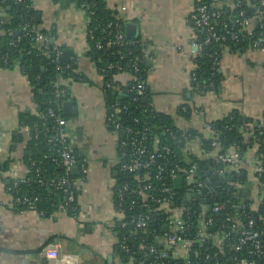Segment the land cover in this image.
Wrapping results in <instances>:
<instances>
[{
	"label": "built area",
	"instance_id": "obj_1",
	"mask_svg": "<svg viewBox=\"0 0 264 264\" xmlns=\"http://www.w3.org/2000/svg\"><path fill=\"white\" fill-rule=\"evenodd\" d=\"M21 1L27 3L29 0ZM247 1L250 0H196L189 16V23L196 31L192 42L195 48L194 70L198 68L196 57L205 46L213 43L224 48L228 47V40H244L248 48L264 53V0H251L255 8L253 16L248 15ZM26 5H33V0L32 4ZM95 6L93 0H83L79 8L87 16V38L95 41L96 49L106 52L116 46L138 45L140 52L135 56L129 51L131 59L126 66L102 57L96 61L104 78L106 99L108 92L114 91L128 101L124 104L119 100L110 101L108 106V122L118 139L115 171L124 174L121 179L117 178L115 185L114 222L119 228L120 252L130 264H223L225 260L239 264L264 258V207L260 224L258 218L248 212L259 209L264 202V190H240L233 181L247 164L252 168L258 188H264V159L256 154L255 148L244 157L237 146L224 148L220 140L223 130L215 128L212 122H205L197 136L187 133L190 129L183 130L182 134L178 132L180 129L168 128L165 131L171 140L185 145L183 156L194 154L196 157L189 166L182 167L183 157L179 152L163 144L158 134L134 115L130 107V104H137L145 98L148 86L141 64L152 59L156 47L147 38L135 40L128 37L126 4L112 9L117 12L115 19L99 20L97 26L90 27V16L94 14ZM2 23L0 21V28ZM95 29H101L104 37L96 39ZM8 35L15 36L10 42L14 46L22 37L36 42L41 54L55 65L57 71L66 74L56 82V97L69 94L68 81L73 64L63 62L61 52L51 49L48 35L28 22L21 25L19 31L8 30ZM118 54H122L121 50ZM2 60L9 62L8 56H3ZM217 62L216 71L220 72L221 66ZM194 70L191 74L193 79L196 77ZM209 86L215 88V83L210 82ZM149 106L151 110H157L152 99ZM189 108L191 113L192 110L197 111L192 105L189 107L183 103L179 107L181 116L188 114ZM49 114L55 119V137L60 142L54 162L63 172L44 180L39 163L31 159L29 169L36 173V177L26 176L14 182V186L26 182L48 184L53 193L65 196L58 210L76 215L80 211L76 191L89 172L90 161L88 157L78 160L73 153L68 119L60 109L50 108ZM75 165L79 167V175L71 172ZM178 177L183 178L181 190L175 186ZM252 191L257 194L254 199L247 197ZM239 195H242L241 199H233ZM38 201L36 194L14 199V203L22 206L20 213L37 211ZM230 207L239 211L231 212ZM37 212L44 215L42 210ZM43 254L57 264H74L72 255L60 253L54 244L46 246Z\"/></svg>",
	"mask_w": 264,
	"mask_h": 264
},
{
	"label": "crops",
	"instance_id": "obj_2",
	"mask_svg": "<svg viewBox=\"0 0 264 264\" xmlns=\"http://www.w3.org/2000/svg\"><path fill=\"white\" fill-rule=\"evenodd\" d=\"M106 1L111 9L126 4L129 23L137 25L135 37L147 38L156 47L152 64H147L148 90L157 110L170 115L177 128L200 130L205 122L222 119L233 110L254 119L264 116V53L260 50L222 48L220 91L202 95L191 89L196 31L189 16L196 0ZM4 2L0 0V15L4 14ZM33 6L37 29L49 31L61 60L73 64L76 76L68 81V101L73 103V110L65 114L71 147L88 157L90 165L78 185V214L64 210L44 215L36 210L20 213L14 208L9 187L29 173L24 156L29 132L19 118L21 114H38L39 107L23 70L18 65L1 66L0 264H57L43 254V249L52 244L60 253L72 255L74 264H130L119 250V228L114 222L118 139L108 122L104 78L88 42L87 16L68 2L33 0ZM64 50L72 53L65 54ZM183 103H190L197 111L192 110L188 118L181 116L179 107ZM16 133H22L24 140L13 142ZM247 169L251 185H255L249 189H260L251 166ZM256 195L250 193L253 199ZM239 264H264V258Z\"/></svg>",
	"mask_w": 264,
	"mask_h": 264
},
{
	"label": "trees",
	"instance_id": "obj_3",
	"mask_svg": "<svg viewBox=\"0 0 264 264\" xmlns=\"http://www.w3.org/2000/svg\"><path fill=\"white\" fill-rule=\"evenodd\" d=\"M62 3H72L77 7L81 6L83 0H56ZM96 3L94 14L90 16V27L94 28L99 23V20L106 22L108 20L115 19L116 11L112 10L106 0H93ZM32 4V0L25 3L21 0H5L3 4L4 14L0 15V21L2 25L0 28L1 37L4 39V45L0 46V67H10L18 65L24 70L27 78L31 84L33 95L38 104L39 111L35 115L21 114L19 121L20 124L27 127L29 135L26 137L25 142V161L29 167V161L31 159L36 160L41 168V174L44 180H48L57 174H61L63 171L59 166L55 165L54 160L58 157L57 149L60 147V142L55 137L56 131L54 130L55 119L50 116L49 109H60L62 115L68 119V115L64 111V103L70 99V94L56 97V82L62 76L66 77V74L62 75L56 70L54 64L50 63V60L41 54V50L38 48V44L27 37H22L17 45H11L10 42L15 39V36L8 35V30L13 29L19 31L21 25L30 23V25L37 29L38 23L36 19L37 10L33 5L30 7L26 4ZM254 2L251 0L245 3V7L249 16L255 15ZM126 25V23H125ZM126 27V26H125ZM49 37L51 33L46 30H41ZM96 39L104 37L105 33L101 29L94 30ZM24 34V32H20ZM51 38V37H50ZM140 37H134L133 39H139ZM92 54L95 61L100 57L110 60L113 63H119L126 66L131 59L128 55L129 51L133 52V55H140L138 45L135 46H116L109 49L106 52L99 51L95 47V41L89 40ZM51 49H54V45L50 41ZM228 47L231 50L237 51L247 48V41L235 42L228 40ZM222 46L217 43L205 46L201 54L196 57L197 67L194 70L195 79L191 78V85L193 91L199 94H206L209 91L218 93L220 91V85L223 82L222 72H217V63H221ZM121 50L122 54H118ZM3 56H8V63H4ZM215 67V70L212 68ZM141 72L147 78L148 66L146 61L141 64ZM73 71L71 77H75ZM210 82L215 83V88L209 86ZM151 92L146 91L145 98L141 99L137 104H130L131 111L134 115L138 116L141 121L150 126L151 130L158 134L160 141L163 144H168L173 149L177 150L182 158V167L186 168L193 161L196 160L194 154L189 156H183L184 144H179L177 141L171 140L165 131L168 128L179 129L174 123L172 117L158 110H151L149 106L151 102ZM119 100L121 104L128 103L126 98L121 97L117 92L109 91L107 97V103L109 106L110 101ZM189 107L191 104H187ZM191 109L189 108L188 114H183L185 118L190 116ZM46 123V125H44ZM214 127L223 130V135L220 140L224 148L229 149L232 146H237L241 153H248L255 148L256 154L264 159V116L260 119L249 118L246 119L241 111L233 110L226 117L213 121ZM252 128V129H251ZM185 131V130H184ZM183 130L178 132L182 134ZM187 133H192L193 136L199 135L198 130H188ZM23 141L24 136L22 133H16L13 135V142ZM73 151V149H72ZM78 160H82L86 156L82 155L78 151H73ZM203 164V163H202ZM247 164L241 169L239 176H236L233 181L240 186V190H250L251 180L248 176ZM124 176L122 173H118L117 178L121 179ZM36 177V173L29 169L27 178ZM264 180V176H262ZM12 192L13 198L17 199L24 195L32 196L38 195L39 201L37 203V211L42 210L44 214L52 213L58 210L60 204L65 201V196L62 193H53L48 184L42 185L40 182H26L20 183L14 186V183L9 187ZM258 190H264L260 188ZM78 189L76 191L78 198ZM250 195L247 194L249 198ZM242 195L235 196L233 199H241ZM247 198V199H248ZM79 200V199H78ZM14 208L20 212L22 206L17 203H13ZM264 202L259 205L258 210H248L258 218V224L262 223L259 219L262 216V209ZM229 211H239L234 207H230ZM223 264H233L227 260Z\"/></svg>",
	"mask_w": 264,
	"mask_h": 264
},
{
	"label": "water",
	"instance_id": "obj_4",
	"mask_svg": "<svg viewBox=\"0 0 264 264\" xmlns=\"http://www.w3.org/2000/svg\"><path fill=\"white\" fill-rule=\"evenodd\" d=\"M39 17V15H38ZM127 35L128 37H135L136 33H137V25L132 24V23H128L127 26ZM3 44V43H2ZM65 54H71L72 52L70 50H64ZM147 64L151 65L152 64V59H147L146 61ZM64 110L66 113H71L73 110V103L71 101H67L64 103ZM246 119H249V117H246ZM245 154L244 152L242 153V157H244ZM71 172L73 175H79V167L77 165L73 166L71 168ZM175 186L177 189H182L183 187V178L182 177H178L175 180ZM164 230H166V228H164Z\"/></svg>",
	"mask_w": 264,
	"mask_h": 264
}]
</instances>
